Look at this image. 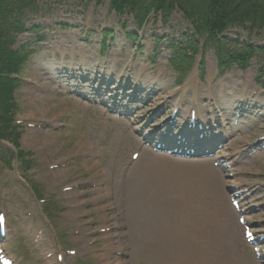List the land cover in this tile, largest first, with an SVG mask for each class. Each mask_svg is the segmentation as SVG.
<instances>
[{
	"label": "rangeland",
	"instance_id": "rangeland-1",
	"mask_svg": "<svg viewBox=\"0 0 264 264\" xmlns=\"http://www.w3.org/2000/svg\"><path fill=\"white\" fill-rule=\"evenodd\" d=\"M30 24L36 28L17 36L14 46L31 45L14 92L17 149L3 141L10 147L6 154L18 150L26 167L16 157L12 167L0 161L6 232L0 248L13 264H155L143 252L146 234L155 228L164 238L172 211L193 231V264L198 259L264 264L261 57L244 68L235 63L218 68L214 51L206 47L194 52L189 72L174 71L169 43L185 50L196 39L176 9L151 12L138 25L132 16L110 11L107 0H37ZM224 33L264 46V30L232 27ZM74 61L80 63L73 69ZM138 70L147 77L141 84L135 81ZM134 82L135 94L152 97L132 96ZM213 101L223 107L221 113L210 106ZM174 104L179 108L172 131L187 125L192 106L199 107L205 127L224 133L228 159L217 154L229 167L214 166L213 158L167 157L141 141L133 128L158 127L160 133ZM241 106H249L247 116L232 124ZM5 148L0 146L1 153ZM26 184L35 186L42 201ZM141 184L147 196L135 194ZM232 198L239 200L238 208ZM152 204L161 207L160 224L152 222ZM136 211L143 212L138 219ZM241 216L255 243L243 236Z\"/></svg>",
	"mask_w": 264,
	"mask_h": 264
},
{
	"label": "trees",
	"instance_id": "trees-1",
	"mask_svg": "<svg viewBox=\"0 0 264 264\" xmlns=\"http://www.w3.org/2000/svg\"><path fill=\"white\" fill-rule=\"evenodd\" d=\"M103 0H96L101 3ZM117 15H130L138 25H143L151 12L170 13L178 10L187 19L195 35L204 34L203 45L213 47L218 65L236 63L245 67L253 56L261 57L264 75V46L231 40L224 35L231 27L247 30L264 29V0H108ZM36 0H0V140L14 142L18 132L12 125L15 102V82L12 74L25 62L26 48L14 49L16 37L26 31L28 12L36 9ZM176 51L170 58L172 68L183 71L192 64L193 53L198 49L194 42L185 50L171 43ZM0 160L10 163L0 152Z\"/></svg>",
	"mask_w": 264,
	"mask_h": 264
},
{
	"label": "bare ground",
	"instance_id": "bare-ground-1",
	"mask_svg": "<svg viewBox=\"0 0 264 264\" xmlns=\"http://www.w3.org/2000/svg\"><path fill=\"white\" fill-rule=\"evenodd\" d=\"M70 46L75 47L72 43ZM143 96H151L146 92H137L135 98H142ZM246 136V135H245ZM170 157V155L165 154ZM135 186V184H134ZM133 186V187H134ZM135 194L147 196L148 190L145 185L141 184L136 188ZM151 208L155 213L152 218L153 223H162L163 219L160 218L159 212L161 207ZM144 212V210H143ZM142 211H136L134 219H138L143 213ZM172 218L170 219L169 226L165 229L166 236L159 237L155 228H150V231L146 234V238L149 245H146L144 255L155 260V264H193V231L185 229L187 226L177 216L178 214L172 211ZM137 223V221H135ZM158 238L155 240L154 238ZM195 260V259H194ZM195 264H206L202 260H195Z\"/></svg>",
	"mask_w": 264,
	"mask_h": 264
},
{
	"label": "snow or ice",
	"instance_id": "snow-or-ice-1",
	"mask_svg": "<svg viewBox=\"0 0 264 264\" xmlns=\"http://www.w3.org/2000/svg\"><path fill=\"white\" fill-rule=\"evenodd\" d=\"M3 224V217H0V225Z\"/></svg>",
	"mask_w": 264,
	"mask_h": 264
}]
</instances>
